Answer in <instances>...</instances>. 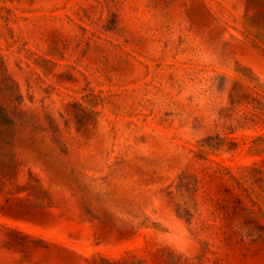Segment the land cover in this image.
Masks as SVG:
<instances>
[{
    "label": "rangeland",
    "instance_id": "374dc122",
    "mask_svg": "<svg viewBox=\"0 0 264 264\" xmlns=\"http://www.w3.org/2000/svg\"><path fill=\"white\" fill-rule=\"evenodd\" d=\"M0 264H264V0H0Z\"/></svg>",
    "mask_w": 264,
    "mask_h": 264
}]
</instances>
